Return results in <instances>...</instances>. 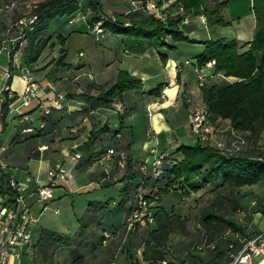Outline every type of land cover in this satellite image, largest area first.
Masks as SVG:
<instances>
[{
    "label": "crops",
    "instance_id": "obj_1",
    "mask_svg": "<svg viewBox=\"0 0 264 264\" xmlns=\"http://www.w3.org/2000/svg\"><path fill=\"white\" fill-rule=\"evenodd\" d=\"M16 1L20 2L0 0V39L12 37L19 28L23 34L28 33L26 38L14 45L16 48L13 46L16 49L13 56L9 40L0 42V87L7 80L5 72L12 70L14 73L9 79L14 90L11 94L6 93L12 110L6 109L0 116V144L7 147L4 158L9 166V175L24 182V203L39 220L28 225L32 231V243L24 247L20 258L12 255L6 264H22L24 256H30L34 263L39 262L35 250L44 228L61 233L67 231L66 233L73 235L83 222L88 225L91 219L101 220L106 213L112 223L109 226L117 227L126 221L132 198L137 192H144L150 197L156 218L159 213H163L166 220V213L170 212L169 215L181 220L177 229H182V182L178 180L167 186V174L155 176L151 163L158 155L163 154L161 165L169 169L182 158V154L176 152L180 145H194L199 140L190 125L189 108L193 103H205L202 84L212 80L233 81L236 77L216 72L214 65L198 66L197 56L205 48L186 55L181 45H175L170 38L168 40L173 44L172 48L148 47L143 52L129 50L124 44L123 35L112 34L107 29L97 38L94 27L84 19L87 12L88 18L93 16L90 15L91 0H79L81 7L72 14L73 17L75 15L76 22H81L75 31L88 34L92 40L89 47L78 50L79 59L73 62L68 57L65 45L75 31L72 30L68 35L58 34L56 31L59 29L49 32L53 20H67L69 15L52 19L44 32L37 31V22L33 29H28L29 19L34 15L33 8L39 2L28 0L27 6L32 9L31 14L28 16L21 13L11 23L6 6L14 8ZM106 1L109 0H102V3ZM152 1L164 3L166 17L176 16L175 0ZM138 10L142 9L130 4L126 13L130 15ZM100 13L103 14L102 11ZM22 18L26 21L21 26L18 21ZM242 33L237 34L238 40L247 39ZM37 35H40V39L44 38V43L38 44ZM247 36L249 41L253 34L249 33ZM62 55H65L62 60L65 65L57 63ZM13 60L31 69L37 80L38 95L29 105L23 104L21 93L25 83L20 75L22 71L12 69ZM122 69L141 78L143 87L116 92L108 100L97 99ZM50 84L56 90L51 89ZM158 86V93H150L151 89ZM58 92L64 94L62 106H52L51 111L45 113L41 103L52 105V98ZM219 120L224 124L230 123V119ZM26 128L32 130L26 131ZM255 141L258 150L256 147L253 152L264 154V130ZM110 147H114L116 152L106 155ZM123 156L127 160L125 166L119 164ZM57 163L64 164L67 176L66 179L55 181L54 192L57 197L46 203L38 197L36 188L39 184L51 181L48 172ZM143 163L148 164L146 170L141 167ZM124 187L126 191L123 190ZM108 188L115 190L108 193ZM233 191L235 207L242 211L245 225L239 226V231L230 230L232 234L226 246L228 254L224 258L217 257L213 264H225L232 254L241 249L244 239L254 237L264 230V179L235 186ZM76 193L85 196L79 211L73 208L75 200L72 199L66 212L61 213L60 208L55 206L54 213L51 214L55 202L65 205L69 202L64 201L66 197ZM160 217L152 223L155 224V229L151 231L154 235L161 233L164 227V221ZM69 218L72 219L71 222H67ZM137 229L140 231L144 227ZM107 231L109 230L102 233L105 237ZM145 258L150 259L146 252ZM178 258L182 261V256ZM160 259L163 258L150 261L153 264H166L167 260L159 263ZM129 261L130 264H143L137 259ZM176 263L178 261L173 258L168 259L167 264Z\"/></svg>",
    "mask_w": 264,
    "mask_h": 264
},
{
    "label": "trees",
    "instance_id": "obj_2",
    "mask_svg": "<svg viewBox=\"0 0 264 264\" xmlns=\"http://www.w3.org/2000/svg\"><path fill=\"white\" fill-rule=\"evenodd\" d=\"M228 1L217 0L212 3L213 0H175L176 8L179 4L183 6V13L177 9L175 17H166L163 20L143 8L130 15L126 14L128 17H125L126 19L119 15L104 18L100 13L103 8L102 0H91L90 7L97 15H93L89 21L92 24L99 22L103 30L107 29L112 34L123 35L125 46L132 51L143 52L148 47L172 48L173 44L168 38L173 42L195 41L189 39L182 29L186 16L204 15L208 24H228L222 13ZM80 7L79 0H42L33 8L34 14L37 15L33 28L37 22L39 25L37 31L44 30L52 19L72 15ZM252 11L255 27L251 40L240 42L237 38L225 37L206 40L204 51L197 56V64L201 67L213 58L216 61L214 65L216 72L236 77L233 81L226 79L203 83L201 86L203 101L214 119H230L233 127L255 141L264 130V0H252ZM59 36L65 39L62 35ZM15 50L11 52L14 53ZM63 58L65 55H62L57 63L65 65ZM142 87L141 78L122 69L97 99L108 100L109 96L116 92ZM159 90L158 86L151 89L150 93H158ZM176 152L182 154L180 161L169 169L162 165L161 175L167 174V186L179 180L182 182L183 190L187 185L197 190L200 185L194 183L196 178L201 182L217 180L220 185L234 186L252 184L264 179V155L259 153L228 154L215 145L200 140L194 145L182 144ZM123 190L126 191V188ZM144 194L150 200V197ZM203 216L211 220L225 221L235 229H241L237 223L210 211V208L203 212ZM86 225L83 222L82 228ZM75 242L73 235L44 228L36 244L35 254L47 253L53 247L63 245L73 248ZM73 249L75 250V247Z\"/></svg>",
    "mask_w": 264,
    "mask_h": 264
},
{
    "label": "rangeland",
    "instance_id": "obj_3",
    "mask_svg": "<svg viewBox=\"0 0 264 264\" xmlns=\"http://www.w3.org/2000/svg\"><path fill=\"white\" fill-rule=\"evenodd\" d=\"M36 1L40 2L41 0ZM136 1L139 2L133 4L132 0L106 1L103 3V14L101 16H104V18H114L116 15H119L124 19L126 14H128L126 11L130 4L139 6L141 3L145 2L143 0ZM215 1L217 0H213L212 3ZM27 2L28 0H26V2H24V0H20V2L16 1L14 8L6 6V9L9 12L7 16L11 18V20H9L11 23L14 17H17L21 13L29 16L32 9L30 10L27 6ZM139 8L142 9L141 7ZM222 10L225 19L229 22L228 24H208L203 15L189 16L187 22L189 26L183 30L189 39L195 41H174L176 43L175 45H181L185 54L191 55L202 51L205 48L204 41L206 40L218 39L221 37L228 39L236 38L237 34L241 31L243 32L242 36H246L247 39L239 40L240 42H246L249 38L247 35L249 33L253 34L255 27L252 0H229L227 6ZM85 15L84 19L94 27L95 24H92L91 21H89V12ZM90 15H95V12H91ZM74 17L69 15L67 20H53L49 32L52 33L55 29H59L56 31L58 34L68 35L72 30L75 31L76 28L80 27L81 22H76L77 19H74ZM20 20L18 23L22 26V23L26 20L23 18ZM73 22L76 23L72 24ZM37 26L39 27V25ZM27 35L28 33L23 34L19 28V30L14 31L11 35L12 37H4L3 39H0V42L3 43L5 40H9V43H11V47L13 48L10 47V50L14 51L16 48L14 45L20 43V40L26 38ZM42 38L40 39V35H37V39H39L38 44L42 42L44 43V38L43 40ZM91 42V36L88 34L85 35V33L77 31L72 32L65 45L68 48L69 59L73 62H77L79 59V56L77 57L78 50L82 47H89ZM14 54L15 52H11L12 56ZM247 138L248 144L244 146L242 153L247 152L250 154H258V152H253L256 147L258 150L256 141L249 139L248 136ZM194 183L200 185L197 190H193L190 185H187L185 190H183L182 186V229H177V227L180 226L181 220L176 216L169 215L170 212L166 213L168 216V219L166 220L163 213H159L156 218L158 221V218L161 216L160 220L164 221V227L158 235L151 233V231L155 229V224L144 227V229L140 231L139 229L129 231L125 225L126 221L117 227L109 226L112 223H110L111 219L108 216L109 214L106 213L107 215L105 214V217L101 220L88 219L89 223L85 226V229L81 226L78 231L73 232L76 241L73 246V248L75 247V250L67 247V245L57 246L50 249L47 253L36 254V258L39 262L34 263L30 256H24L21 263L126 264L125 262H127V264H130L129 260L134 262V260L137 259L143 264H153L150 259L157 261V258H163L160 259L159 263H164L165 260L168 261V259L175 258L178 261L176 264H213L217 261L215 260L217 257L224 258L225 255L228 254L226 246L228 245L230 235L232 234L230 230L235 228L225 221L205 218L203 212L210 208V211L235 221L240 227H244L245 223L242 221V211L235 207L236 203L235 198L233 197L234 185H220L217 180L201 182L199 178H196ZM114 190V188H108L107 192L111 193ZM56 197L55 194V198ZM84 197L83 194L76 193L72 196L66 197L67 199L64 201L69 200V202L65 205L55 202L52 205L51 214L54 213L55 206L60 208L61 213L66 212L71 206L70 201H72V199L75 200L73 208H75L76 211H79L80 206H82V203L84 202ZM71 221V218L67 219V222ZM65 222L66 220L63 221L64 224ZM106 229L109 230L107 231V233L110 234L109 237H105V234H102ZM235 230L237 231V229ZM66 232L67 231H64L62 233ZM136 237H139V239L136 240ZM146 251L147 256L150 258L149 260L145 258ZM181 256L182 261L178 258ZM201 257H203V259Z\"/></svg>",
    "mask_w": 264,
    "mask_h": 264
},
{
    "label": "built area",
    "instance_id": "obj_4",
    "mask_svg": "<svg viewBox=\"0 0 264 264\" xmlns=\"http://www.w3.org/2000/svg\"><path fill=\"white\" fill-rule=\"evenodd\" d=\"M137 2L139 1L132 0L133 4ZM135 6L147 10V12L154 14L159 19H166V6H164V3L147 0L139 6ZM177 9L180 13L184 11L181 4L177 6ZM188 18L189 16H186L184 22H188ZM36 19L37 15L34 14L29 21V29H33L32 24ZM94 30L97 38L104 31L99 22L95 24ZM215 62V59L212 58L207 61L206 65H215ZM12 69L22 71L20 75L25 85L21 95L23 97V104L29 105L38 95L37 80L31 69L24 67L21 62L14 60ZM5 76L7 80L0 87V116L5 113L6 109L12 110L11 105L7 102L6 93L11 94L14 90L9 81L14 76V73L12 70H7ZM49 87L56 90L53 84H50ZM62 98H64V94L58 92L52 98V105H45L42 102L41 106H43L44 112L49 113L52 106H62ZM116 105L119 104L117 103ZM189 121L193 132L200 141L211 143L224 153H241L244 146L248 144V138L244 132L233 127L231 123L224 124L219 119H214L206 103H193L190 106ZM25 130L31 131L32 128H26ZM117 135L120 136L119 133ZM6 149L5 145L0 144V264H6L12 255H15L17 258L22 256L24 247H27L33 241L32 231L28 225L31 222L35 223L39 220L24 203L26 185L14 176L9 175V166L4 158ZM115 152L116 149L110 147L106 151V155H112ZM163 158V154H160L151 163L155 176H160L163 173L161 165ZM126 163V157L123 156L119 164L125 166ZM141 167L143 170H146L148 164L143 163ZM48 173L51 181L39 184L36 188L38 197L46 203L54 199L55 181L57 179H66L67 170L63 163H57L49 169ZM155 220L156 213L148 197L143 192L135 193L132 198L130 213L125 222L126 228L129 231H134L138 227L150 226ZM109 235V233L106 234V237H109ZM225 264H264V230L254 237L244 239L241 249L232 254L231 259Z\"/></svg>",
    "mask_w": 264,
    "mask_h": 264
},
{
    "label": "water",
    "instance_id": "obj_5",
    "mask_svg": "<svg viewBox=\"0 0 264 264\" xmlns=\"http://www.w3.org/2000/svg\"><path fill=\"white\" fill-rule=\"evenodd\" d=\"M187 27V22H183L182 29H185Z\"/></svg>",
    "mask_w": 264,
    "mask_h": 264
}]
</instances>
